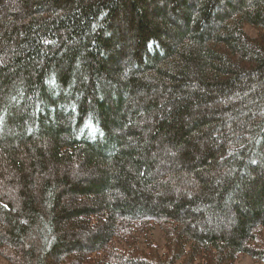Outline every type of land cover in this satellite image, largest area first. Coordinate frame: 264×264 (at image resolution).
<instances>
[{"label": "trees", "instance_id": "16d2710c", "mask_svg": "<svg viewBox=\"0 0 264 264\" xmlns=\"http://www.w3.org/2000/svg\"><path fill=\"white\" fill-rule=\"evenodd\" d=\"M263 232L264 0H0L1 258L264 264Z\"/></svg>", "mask_w": 264, "mask_h": 264}, {"label": "rangeland", "instance_id": "374dc122", "mask_svg": "<svg viewBox=\"0 0 264 264\" xmlns=\"http://www.w3.org/2000/svg\"><path fill=\"white\" fill-rule=\"evenodd\" d=\"M247 28V27H246ZM246 31L249 33V34H253V32L248 29H246ZM263 236H264V232H263ZM153 238L154 240L156 241V243L162 247V238H161V235L158 231H155L153 233ZM0 264H8V262H6L3 258L0 257ZM235 264H263L261 262H256L254 261L252 258H250L249 256H246V255H240L238 257V259L236 260Z\"/></svg>", "mask_w": 264, "mask_h": 264}]
</instances>
